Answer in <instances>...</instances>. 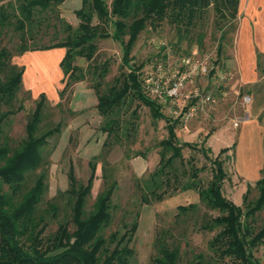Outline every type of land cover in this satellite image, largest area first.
<instances>
[{"label": "rangeland", "instance_id": "1", "mask_svg": "<svg viewBox=\"0 0 264 264\" xmlns=\"http://www.w3.org/2000/svg\"><path fill=\"white\" fill-rule=\"evenodd\" d=\"M110 1L107 0V3ZM81 5L82 0H67L56 9L55 15H43L45 20L52 19L50 23L56 25L42 26L34 34L35 43L43 45L55 43V40L63 37L62 23H67L75 29L79 23L75 11L80 9ZM56 16L61 18V22L54 19ZM239 17L240 11L236 21H226L219 28L210 7L208 12L187 31L168 23L156 28L147 26L140 33L131 52V64L140 68L144 94L155 102L165 119L176 122L174 132L178 141L210 147L213 150L212 158L218 156L219 150L224 146H232L236 141L235 135L240 130L233 127L231 121L228 129L218 130L224 120L230 118L232 106L236 105L235 100L242 99L244 95L242 90L239 96L235 93L239 85L230 63ZM257 39L258 41L254 39V43L260 49L259 38ZM18 43V34L9 29L1 38L0 46L12 53L10 59L12 64L25 70L24 58L33 52L15 54L14 48ZM96 44L97 52L93 62L77 58L74 63V66L87 73L86 79L74 83L64 91L66 80L62 73L60 77L56 73V67L59 69V66L50 63L44 72L31 71L30 78L32 77L33 84L22 79L21 88L12 105L14 113L3 125V137L13 151L25 138L27 119L35 108L39 94L43 92L46 96V107L40 130L44 131L58 123L62 124L59 135L50 139L42 151V166L36 172L28 174L26 180V185L30 186L36 176L44 172L46 190L40 203V210H48L49 204L57 206L55 219L47 215L49 226L45 235L54 233L61 221L70 219L71 201L67 194L69 167H73L77 181L85 183L90 175L89 163L93 162L96 166L95 180L87 198L86 211L91 209L103 190L104 182L115 181L116 188L111 202L112 222L104 231V236L107 238L115 231L123 232V227L129 226L137 217L138 227L131 243L135 255L131 264L150 263L156 253L154 244L160 232H167L169 243L178 245L179 264H193L197 255L203 256L204 261L211 264H228L227 261H219L209 249V242L215 232L204 231L201 227L218 213L201 204L196 191L173 193L170 191L175 185L173 184L171 188L165 186L162 188L169 193L161 201H156L152 195L147 194L146 185L149 183L151 186L150 176L159 166L162 151L160 142L168 137L165 119L155 120L148 108L129 101L119 115L122 119L121 130H116L111 137H107L101 131L105 121L96 109L94 86L100 83L99 92H104L112 80L127 68L122 67V47L119 43L106 39L99 40ZM219 46L222 47L220 54ZM29 57L25 60L29 61ZM188 58L205 60L207 73L197 76L176 98L167 97L165 91L171 88L174 74L185 71L186 67L182 62ZM61 59L62 56L59 61ZM105 63L108 66V73L104 80L100 81L89 66H101ZM259 63V73L262 74L264 60L261 59ZM155 86L157 90L153 89ZM195 94H199L201 99H196ZM206 97H209V100H206ZM191 108L194 109L192 117L186 119ZM133 111L137 112L136 118L131 117ZM239 119L237 124L241 125V117ZM216 130L217 133L214 135ZM208 134L214 136L206 139ZM182 158L183 165L176 164L179 169L177 174L180 178L179 184L190 179L189 170L194 166L199 170L198 183L205 187L211 178L209 162L198 149L193 148H183ZM222 158L225 159V172L232 177V155H223ZM237 185L232 184L229 179L225 183L224 195L228 200L236 196L238 200L235 202L244 207L238 196ZM152 188L153 186L150 187ZM257 195V190L251 187L248 202L255 200ZM144 199L147 202H144ZM190 204H196L197 209L186 213L177 210L179 206ZM262 223L264 210L257 213L254 218V228L257 230ZM254 255L258 264H264V244L255 250Z\"/></svg>", "mask_w": 264, "mask_h": 264}, {"label": "trees", "instance_id": "2", "mask_svg": "<svg viewBox=\"0 0 264 264\" xmlns=\"http://www.w3.org/2000/svg\"><path fill=\"white\" fill-rule=\"evenodd\" d=\"M67 0H0V42L4 33L12 29L18 34L19 43L15 54L26 52L64 49L60 62L64 77V90L86 79L87 73L74 66L77 58L91 63L97 52L96 42L112 39L122 47V67L127 68L115 77L102 93L101 84L94 86L98 114L104 119L101 131L111 137L120 129V112L129 101L137 102L149 109L153 119H165L159 107L143 91L139 67L131 64V52L140 35L147 26L159 27L168 23L187 31L201 19L211 7L215 23L221 28L227 22L238 18L240 0H82L81 8L75 11L79 23L73 29L62 23L61 38L49 45L36 44L34 34L42 26H55L52 15ZM55 15V14H54ZM54 19L61 22V18ZM96 21L94 24L93 22ZM223 40V37L221 38ZM222 47L219 46L218 54ZM12 53L0 46V264H131L134 250L131 247L138 227L137 217L124 231H115L107 238L104 231L112 222L111 202L116 182H104L103 190L95 199L91 209L86 211L87 198L95 180L96 166L89 163L90 175L85 183H79L74 169L67 173L71 206L70 219L61 221L55 232L45 235L49 226L47 215L56 218L58 209L54 204L41 211L46 190V175L39 173L32 185L27 186V175L42 166V151L48 141L59 135L62 124L58 123L44 131L40 123L46 107V98L41 94L29 115L25 126V138L17 149L11 151L8 141L3 137V125L13 115L12 105L22 85L24 69L11 63ZM100 81L108 73L107 64L89 66ZM136 111L131 113L136 118ZM166 121L168 137L160 142L162 149L158 168L151 174L150 189L147 194L161 201L169 192L162 188L173 184V193L196 191L199 202L218 215L211 217L201 227L204 231L215 232L209 242V249L219 261L228 264H258L255 250L264 244V223L256 230L253 225L257 213L264 210V171L255 183V200L248 202L250 187L243 195L244 207L228 200L223 193L227 173L224 170L221 149L212 158L210 148L181 143L175 135L176 122ZM210 134L206 136L209 138ZM3 137V138H2ZM198 149L211 166V178L205 187L198 181L199 170L190 167V179L179 184L178 166L183 165V148ZM185 173V172H183ZM162 190L160 193L158 191ZM146 194V195H147ZM144 202H147L144 199ZM196 204L179 206L180 213L195 211ZM167 232H160L155 240L156 253L149 264H179L180 249L170 244ZM193 264H211L197 255Z\"/></svg>", "mask_w": 264, "mask_h": 264}, {"label": "crops", "instance_id": "3", "mask_svg": "<svg viewBox=\"0 0 264 264\" xmlns=\"http://www.w3.org/2000/svg\"><path fill=\"white\" fill-rule=\"evenodd\" d=\"M239 11L240 21L235 33L230 63L239 85L235 93L239 96V92L242 90L244 95L242 99L235 100L236 105L232 106L230 118L224 120L218 130L220 128L228 129L230 121L233 127L240 129L235 135L236 141L232 146L226 145L221 149H227L225 155L233 157V174L232 177L227 175L223 193L225 183L230 179L232 184H238V196L241 201L246 190L249 187H254L264 171V72L260 74L258 67L259 61L264 60V0H240ZM257 38H259L260 49L254 43V39L258 41ZM64 53V49L29 53L26 57L30 56V60L26 61V57L24 58L26 69L22 76L23 81L32 85L31 71L44 72L50 63H54L60 69L62 59L60 61L59 59L61 56L63 58ZM59 69L56 67V73L60 77L62 71ZM41 94L44 92L39 96ZM245 96L250 98L248 103L243 100ZM240 117L242 124L238 125L237 120ZM235 121L236 126L234 125ZM216 133L217 130L214 135ZM214 135L211 134L210 139ZM210 150L213 153L211 148ZM236 200H238L236 196L230 199L234 204L239 205L235 202Z\"/></svg>", "mask_w": 264, "mask_h": 264}, {"label": "built area", "instance_id": "4", "mask_svg": "<svg viewBox=\"0 0 264 264\" xmlns=\"http://www.w3.org/2000/svg\"><path fill=\"white\" fill-rule=\"evenodd\" d=\"M182 65L186 67L184 72L178 74H174L173 83L171 84V88L165 91V94L169 98H176L180 91L185 88L186 85L192 84L193 80L200 75H205L207 73V62L205 60H199V59H186L183 60ZM179 75V76H178ZM143 83V82H142ZM153 89L157 90V86H155ZM152 89V91H154ZM194 97L197 99H201L199 94H195ZM206 100H209V97H206ZM245 103H248L250 101V98L248 96H245L243 98ZM194 112V109L191 108L188 115L185 117L186 119L192 117V113ZM236 126V124H235Z\"/></svg>", "mask_w": 264, "mask_h": 264}]
</instances>
